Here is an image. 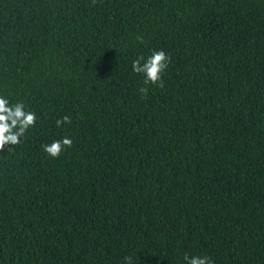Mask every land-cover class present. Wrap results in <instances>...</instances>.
<instances>
[{
    "label": "trees",
    "instance_id": "1",
    "mask_svg": "<svg viewBox=\"0 0 264 264\" xmlns=\"http://www.w3.org/2000/svg\"><path fill=\"white\" fill-rule=\"evenodd\" d=\"M0 95V264H264V0H0Z\"/></svg>",
    "mask_w": 264,
    "mask_h": 264
},
{
    "label": "clouds",
    "instance_id": "2",
    "mask_svg": "<svg viewBox=\"0 0 264 264\" xmlns=\"http://www.w3.org/2000/svg\"><path fill=\"white\" fill-rule=\"evenodd\" d=\"M171 57L166 55L164 50H152L148 56H138L131 62V69L134 73L144 77L146 87L139 89L143 95H147V85L163 87L162 74L167 70ZM36 113L26 110L22 102L10 103L9 99L0 95V151L5 150L6 145L14 146L21 143V137L25 136L27 130L35 126ZM71 118L67 115L55 121L56 127L60 128L65 124H71ZM73 146V140L69 136H63L59 140L42 144L43 151L55 159L66 149ZM185 264H213L209 256H191L184 254ZM125 264H132L131 256L125 257Z\"/></svg>",
    "mask_w": 264,
    "mask_h": 264
}]
</instances>
